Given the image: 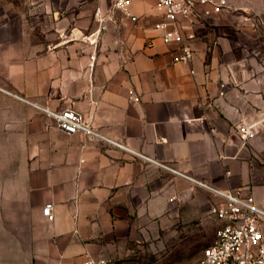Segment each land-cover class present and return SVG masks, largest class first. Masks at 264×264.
Wrapping results in <instances>:
<instances>
[{
  "label": "crops",
  "instance_id": "0c3cea01",
  "mask_svg": "<svg viewBox=\"0 0 264 264\" xmlns=\"http://www.w3.org/2000/svg\"><path fill=\"white\" fill-rule=\"evenodd\" d=\"M228 2L174 61L158 0L0 1V264H80L220 200L211 188L244 192L252 138L237 127L264 115V0ZM67 107L94 133L42 109Z\"/></svg>",
  "mask_w": 264,
  "mask_h": 264
},
{
  "label": "built area",
  "instance_id": "2783aa9c",
  "mask_svg": "<svg viewBox=\"0 0 264 264\" xmlns=\"http://www.w3.org/2000/svg\"><path fill=\"white\" fill-rule=\"evenodd\" d=\"M111 9L128 12L133 0H107ZM162 9V17L154 24L162 41L176 44L178 52L174 61H188L193 50L186 38L192 34L187 32L188 26L197 18L206 19L213 14L229 10L228 0H158ZM184 32H187L186 36ZM54 119L56 127L64 133L78 131L94 133L84 123L80 114L72 108L60 111L42 108ZM262 119V120H261ZM249 123H241L237 130L244 144L251 139L259 122L263 118ZM220 201L209 207V212L219 221L214 230L212 240L201 249L200 264H264V208L251 194L241 189L220 190L211 188ZM48 219H52L51 207L42 210ZM80 264H112L102 256L87 257Z\"/></svg>",
  "mask_w": 264,
  "mask_h": 264
},
{
  "label": "rangeland",
  "instance_id": "374dc122",
  "mask_svg": "<svg viewBox=\"0 0 264 264\" xmlns=\"http://www.w3.org/2000/svg\"><path fill=\"white\" fill-rule=\"evenodd\" d=\"M9 1L21 9L25 6L22 9L24 12H35L29 5L21 4L33 0ZM261 118L263 116L258 120ZM248 148L249 184L244 187V192L251 194L264 208V121L257 124ZM255 197H260L261 200L258 199V202ZM218 201L220 200H213L206 192L201 196L199 206L186 202L184 208L178 207L174 216L155 218V223L143 227L141 238L134 241L133 237L139 236L132 234V238L129 236L125 240L116 241L111 244L108 254L102 257L112 264H200L201 249L212 240L218 225V220L209 212V207Z\"/></svg>",
  "mask_w": 264,
  "mask_h": 264
}]
</instances>
